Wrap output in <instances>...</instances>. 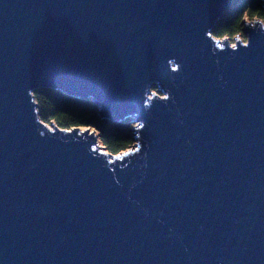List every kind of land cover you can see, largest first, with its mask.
<instances>
[{
    "label": "water",
    "instance_id": "95a60500",
    "mask_svg": "<svg viewBox=\"0 0 264 264\" xmlns=\"http://www.w3.org/2000/svg\"><path fill=\"white\" fill-rule=\"evenodd\" d=\"M228 6L0 0V264H264V23L232 47ZM42 91L133 147L44 124Z\"/></svg>",
    "mask_w": 264,
    "mask_h": 264
},
{
    "label": "trees",
    "instance_id": "16d2710c",
    "mask_svg": "<svg viewBox=\"0 0 264 264\" xmlns=\"http://www.w3.org/2000/svg\"><path fill=\"white\" fill-rule=\"evenodd\" d=\"M255 19L264 23V0H229L223 20L217 24L212 35L216 39L233 41L242 35L244 22ZM153 91L155 92V89ZM34 98L39 118L44 124H54L66 131L76 128L97 130L101 134V145L113 156L127 151L134 144L130 122H103L90 102H82L51 91L35 93Z\"/></svg>",
    "mask_w": 264,
    "mask_h": 264
},
{
    "label": "bare ground",
    "instance_id": "6f19581e",
    "mask_svg": "<svg viewBox=\"0 0 264 264\" xmlns=\"http://www.w3.org/2000/svg\"><path fill=\"white\" fill-rule=\"evenodd\" d=\"M250 22H252V21H250ZM243 30H244V27H243ZM240 37L245 38L243 32H242V35H240ZM236 39H239V40L243 41V43H244L245 45H247V40H246V38H245V41H244V40L240 39L239 36H237L236 38H234L233 41H230L229 39H227V40L230 42L231 46L234 47V46L236 45ZM219 40H220V39H219ZM222 40H226V39H222ZM155 91H156V90H155ZM42 92H43V91H42ZM99 139H100V138H99ZM132 147H133V145H132ZM132 147H131V148H132ZM131 148H130V149H131ZM128 150H129V149H128ZM128 150H127V151H128ZM125 152H126V151H125ZM123 153H124V152H123Z\"/></svg>",
    "mask_w": 264,
    "mask_h": 264
},
{
    "label": "rangeland",
    "instance_id": "374dc122",
    "mask_svg": "<svg viewBox=\"0 0 264 264\" xmlns=\"http://www.w3.org/2000/svg\"><path fill=\"white\" fill-rule=\"evenodd\" d=\"M255 20H257V19H255ZM255 20H253L252 22H254ZM245 22H247V23H251V22H250V21H248V20H246ZM245 22H244V23H245ZM239 38L245 41V38H243V37H240V36H239ZM129 125L131 126V128H133L134 126H136V125H135V124H133V123H129ZM92 131H94V130L92 129ZM95 131H97V130H95ZM97 134H100V132H99V131H97ZM99 144L101 145V141H100V139H99ZM101 146H102V145H101Z\"/></svg>",
    "mask_w": 264,
    "mask_h": 264
}]
</instances>
